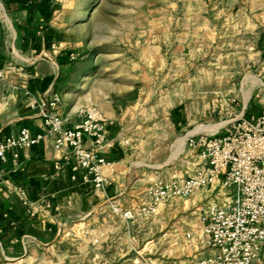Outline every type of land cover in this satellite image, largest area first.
Here are the masks:
<instances>
[{
    "label": "crops",
    "instance_id": "obj_1",
    "mask_svg": "<svg viewBox=\"0 0 264 264\" xmlns=\"http://www.w3.org/2000/svg\"><path fill=\"white\" fill-rule=\"evenodd\" d=\"M56 1L41 6V0H0V141L24 127L45 135L37 104L54 96L60 99L59 112L68 127L80 120L76 90L66 81L72 48L66 35L72 34L73 22L56 16ZM23 52L37 57L25 58ZM159 104V111L144 114L137 103L121 113L90 106L110 123L99 152L112 163L104 170L108 183L103 191L83 183L81 172L73 170L75 161L65 159L67 151L56 150L48 136L20 151L18 166L12 165L11 154L0 162V264L130 263L128 253L135 246L131 232L146 219L125 220L122 212L137 214L149 201L146 190L157 175L183 179L176 169L179 157L193 171L201 161L188 138L221 128L193 129L179 138L185 128L181 126L190 124L187 107L182 99H160ZM180 139L183 147L177 152ZM210 197L206 191L179 200ZM262 258L264 264L263 253Z\"/></svg>",
    "mask_w": 264,
    "mask_h": 264
},
{
    "label": "rangeland",
    "instance_id": "obj_2",
    "mask_svg": "<svg viewBox=\"0 0 264 264\" xmlns=\"http://www.w3.org/2000/svg\"><path fill=\"white\" fill-rule=\"evenodd\" d=\"M55 11L73 22L66 81L81 110L121 113L137 103L143 114L155 113L160 99H182L190 124L179 138L214 132L241 111H264V0H57ZM178 162L183 178L191 174L185 159ZM206 191V200L168 201L135 226L130 263L208 255L199 208L216 190L198 193Z\"/></svg>",
    "mask_w": 264,
    "mask_h": 264
},
{
    "label": "built area",
    "instance_id": "obj_3",
    "mask_svg": "<svg viewBox=\"0 0 264 264\" xmlns=\"http://www.w3.org/2000/svg\"><path fill=\"white\" fill-rule=\"evenodd\" d=\"M3 73L0 70V79ZM60 99L54 96L37 104L45 135L21 128L16 135L0 141V162L18 166L19 152L51 138L56 150L65 149V159L75 161L83 183L103 191L107 186L104 170L112 163L99 154L104 149L108 120L95 107L79 112L80 120L71 127L59 112ZM90 145L87 146L86 142ZM200 159L190 175L155 177L147 187L149 201L137 214L123 211L122 218L132 220L156 215L170 200H188L199 191L216 190L213 200L199 208L206 246L214 254L186 262L155 261L146 264H263L264 245V111L258 115L238 114L218 131L199 133L187 140ZM191 239V234H186Z\"/></svg>",
    "mask_w": 264,
    "mask_h": 264
},
{
    "label": "bare ground",
    "instance_id": "obj_4",
    "mask_svg": "<svg viewBox=\"0 0 264 264\" xmlns=\"http://www.w3.org/2000/svg\"><path fill=\"white\" fill-rule=\"evenodd\" d=\"M223 124H218L217 126H216V128H215V130L214 131H216L218 128H220L221 126H222ZM182 147H183V141H181L180 142V146L178 147V152H180L181 151V149H182Z\"/></svg>",
    "mask_w": 264,
    "mask_h": 264
},
{
    "label": "trees",
    "instance_id": "obj_5",
    "mask_svg": "<svg viewBox=\"0 0 264 264\" xmlns=\"http://www.w3.org/2000/svg\"><path fill=\"white\" fill-rule=\"evenodd\" d=\"M51 0H41V6H46ZM41 14H42V9H41Z\"/></svg>",
    "mask_w": 264,
    "mask_h": 264
}]
</instances>
